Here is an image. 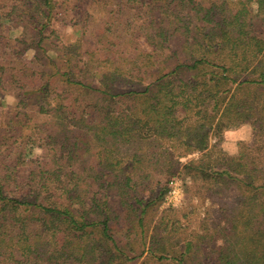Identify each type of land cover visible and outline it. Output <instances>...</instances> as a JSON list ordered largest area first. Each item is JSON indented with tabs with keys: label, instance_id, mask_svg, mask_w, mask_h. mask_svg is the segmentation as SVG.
I'll return each mask as SVG.
<instances>
[{
	"label": "trees",
	"instance_id": "trees-1",
	"mask_svg": "<svg viewBox=\"0 0 264 264\" xmlns=\"http://www.w3.org/2000/svg\"><path fill=\"white\" fill-rule=\"evenodd\" d=\"M6 96L0 264H264V0H0Z\"/></svg>",
	"mask_w": 264,
	"mask_h": 264
},
{
	"label": "rangeland",
	"instance_id": "rangeland-1",
	"mask_svg": "<svg viewBox=\"0 0 264 264\" xmlns=\"http://www.w3.org/2000/svg\"><path fill=\"white\" fill-rule=\"evenodd\" d=\"M14 32L15 31H12L11 34L15 36L17 32L15 33ZM67 32L73 33L75 32V30L72 29L71 27H68ZM0 102L5 111L10 109V107L15 104L11 96L1 97ZM251 136H252V128L249 125H243L239 128L228 130L225 132V140L223 142V146L228 152L235 153L238 151L237 143L240 140H250ZM175 181H178L177 186L179 188V194L176 196H170L169 193L168 196L165 197L164 203L162 204V208L178 207L182 204L184 200V193H183L184 182L180 178L176 179Z\"/></svg>",
	"mask_w": 264,
	"mask_h": 264
},
{
	"label": "built area",
	"instance_id": "built-area-1",
	"mask_svg": "<svg viewBox=\"0 0 264 264\" xmlns=\"http://www.w3.org/2000/svg\"><path fill=\"white\" fill-rule=\"evenodd\" d=\"M173 185H174V187H173V189L170 192V196H176V195L179 194V188L177 186L178 185V181H174Z\"/></svg>",
	"mask_w": 264,
	"mask_h": 264
}]
</instances>
